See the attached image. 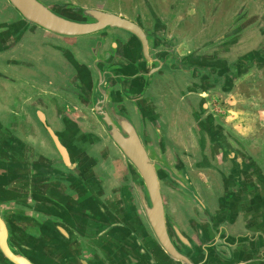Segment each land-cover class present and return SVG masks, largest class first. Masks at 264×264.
Listing matches in <instances>:
<instances>
[{
    "label": "flooded vegetation",
    "instance_id": "1",
    "mask_svg": "<svg viewBox=\"0 0 264 264\" xmlns=\"http://www.w3.org/2000/svg\"><path fill=\"white\" fill-rule=\"evenodd\" d=\"M39 1L119 21L60 36L0 0V264H264V0ZM104 114L181 179L162 223Z\"/></svg>",
    "mask_w": 264,
    "mask_h": 264
},
{
    "label": "water",
    "instance_id": "2",
    "mask_svg": "<svg viewBox=\"0 0 264 264\" xmlns=\"http://www.w3.org/2000/svg\"><path fill=\"white\" fill-rule=\"evenodd\" d=\"M22 16L23 24L34 25L44 31L68 37H79L99 32L106 27L118 25L115 15L102 10L74 11L70 8H47L39 0H8ZM121 25V24H119ZM103 127L108 132L114 144L123 154L133 180L146 193L141 194V202L147 218H157L162 223L166 219L159 192V182L181 179L170 173V167L164 159L152 150L148 138L139 136L134 126L127 119L115 123L109 114H104ZM183 178L188 181L185 169ZM192 196V195H191ZM196 197V195L192 196ZM169 220V219H168ZM171 223V221H170ZM176 233L179 230L171 223Z\"/></svg>",
    "mask_w": 264,
    "mask_h": 264
},
{
    "label": "rangeland",
    "instance_id": "3",
    "mask_svg": "<svg viewBox=\"0 0 264 264\" xmlns=\"http://www.w3.org/2000/svg\"><path fill=\"white\" fill-rule=\"evenodd\" d=\"M162 1V0H161ZM205 5L210 2V0H203ZM193 2V3H192ZM191 5L195 4V0H192ZM212 5L216 7L218 4V8H212L209 12H207L209 15L212 12H216L218 16H221L222 14H225L226 12H236L238 8H241V6L246 2V0H211ZM206 10L209 9L205 6ZM214 10V11H213ZM219 12V13H218Z\"/></svg>",
    "mask_w": 264,
    "mask_h": 264
},
{
    "label": "crops",
    "instance_id": "4",
    "mask_svg": "<svg viewBox=\"0 0 264 264\" xmlns=\"http://www.w3.org/2000/svg\"><path fill=\"white\" fill-rule=\"evenodd\" d=\"M235 124H236L237 129H239L242 132V134H245V132L246 133H253V131L255 130V128L257 126V125L255 126V124H253L251 122L250 123H248V122H245V123L237 122ZM259 127H261L263 129L264 128V122L261 123ZM253 204H255V203L253 202Z\"/></svg>",
    "mask_w": 264,
    "mask_h": 264
}]
</instances>
